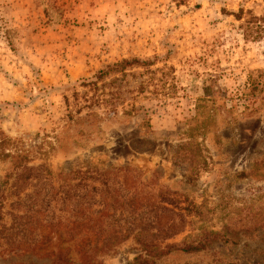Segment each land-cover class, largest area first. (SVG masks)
I'll use <instances>...</instances> for the list:
<instances>
[{
	"label": "rangeland",
	"instance_id": "rangeland-1",
	"mask_svg": "<svg viewBox=\"0 0 264 264\" xmlns=\"http://www.w3.org/2000/svg\"><path fill=\"white\" fill-rule=\"evenodd\" d=\"M240 11L261 16L264 0H0V187L26 162L51 190L61 175L109 172L135 207L172 199L186 215L156 246L202 244L152 257L130 236L97 264H264V40L243 38ZM124 59L145 66L98 82L114 108L76 113L82 83ZM14 201L0 211V264H57L58 248L88 264L74 241L19 253ZM60 208L31 223L44 234Z\"/></svg>",
	"mask_w": 264,
	"mask_h": 264
},
{
	"label": "trees",
	"instance_id": "trees-1",
	"mask_svg": "<svg viewBox=\"0 0 264 264\" xmlns=\"http://www.w3.org/2000/svg\"><path fill=\"white\" fill-rule=\"evenodd\" d=\"M243 14L240 11L234 15L237 21L242 22L240 29L243 38L253 42L264 40V14L254 16L249 12L246 18H242ZM135 66L143 67L145 63L138 59H124L98 71L94 81L82 83L81 87L87 90L81 96L78 93L73 94L76 113L80 114L84 108L91 110L95 104L98 105L100 102L114 108V104L112 105L107 98L104 99L105 91L100 99L98 82L110 75L121 74L125 77L124 72ZM111 83H116V80ZM90 93L92 95L89 97ZM65 102L69 106L68 98H65ZM81 102H83L82 105H80ZM42 168L41 166L28 167V162L16 164L12 174L14 176L12 183H9L11 175H7L0 187V211L4 207L5 200L14 198L15 201L11 204L12 209L24 213L21 216L14 215V222L15 220H27L24 223H15L11 229L15 238L10 245L13 244L12 246L15 247V243L17 249L21 248L19 253L38 252L46 250L51 244L61 245L74 241L77 243L76 250L80 259L88 264H97L98 256L107 254L130 236L147 240V254L152 257L166 254L170 250L191 252L199 247L202 248L201 243L194 246L193 244L187 245L185 241L180 245H166L164 250L155 245L156 242L172 239L186 226V215L176 205L175 200L160 198L159 202L147 201L135 207L131 198L135 197V194H131V197L126 196L129 192L123 189L121 182L110 179L109 172L99 173L95 169L61 175L59 190H51L48 178L50 173L43 174ZM96 181L99 184L98 188L89 183ZM25 187L34 188L35 191L32 194H24ZM46 187H49L48 190H45ZM57 207H61L59 209L61 214L67 212V215L59 216L58 221H46L45 228L48 230L44 234L35 229L31 221L38 224L37 215L41 212H49L50 209H57ZM62 218H66L64 223ZM210 234L219 236L217 233ZM53 254L55 263H70L69 250L58 248Z\"/></svg>",
	"mask_w": 264,
	"mask_h": 264
}]
</instances>
